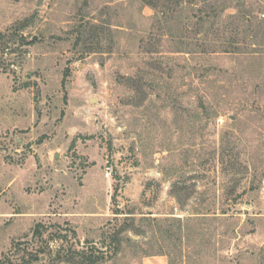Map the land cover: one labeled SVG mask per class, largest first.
I'll use <instances>...</instances> for the list:
<instances>
[{
    "label": "rangeland",
    "instance_id": "374dc122",
    "mask_svg": "<svg viewBox=\"0 0 264 264\" xmlns=\"http://www.w3.org/2000/svg\"><path fill=\"white\" fill-rule=\"evenodd\" d=\"M0 264H264V0H0Z\"/></svg>",
    "mask_w": 264,
    "mask_h": 264
},
{
    "label": "water",
    "instance_id": "95a60500",
    "mask_svg": "<svg viewBox=\"0 0 264 264\" xmlns=\"http://www.w3.org/2000/svg\"><path fill=\"white\" fill-rule=\"evenodd\" d=\"M36 38V37H35ZM56 156H58V154H56Z\"/></svg>",
    "mask_w": 264,
    "mask_h": 264
}]
</instances>
